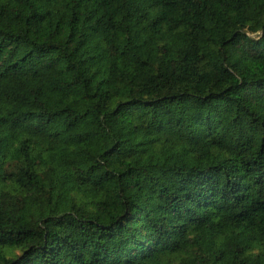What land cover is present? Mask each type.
<instances>
[{"label":"trees","instance_id":"obj_1","mask_svg":"<svg viewBox=\"0 0 264 264\" xmlns=\"http://www.w3.org/2000/svg\"><path fill=\"white\" fill-rule=\"evenodd\" d=\"M0 264H264V0H0Z\"/></svg>","mask_w":264,"mask_h":264}]
</instances>
